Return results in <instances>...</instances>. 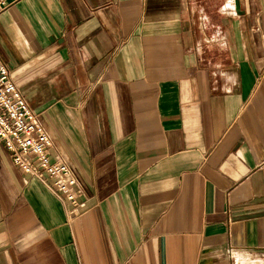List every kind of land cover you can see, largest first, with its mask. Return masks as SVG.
<instances>
[{"label":"crops","instance_id":"obj_1","mask_svg":"<svg viewBox=\"0 0 264 264\" xmlns=\"http://www.w3.org/2000/svg\"><path fill=\"white\" fill-rule=\"evenodd\" d=\"M0 58L85 204L0 143V264H264V0H19Z\"/></svg>","mask_w":264,"mask_h":264},{"label":"built area","instance_id":"obj_2","mask_svg":"<svg viewBox=\"0 0 264 264\" xmlns=\"http://www.w3.org/2000/svg\"><path fill=\"white\" fill-rule=\"evenodd\" d=\"M19 0H0V14ZM0 143L10 152L14 164L31 179L38 180L69 206L71 219L85 204L75 171L61 158L51 156L52 139L14 83L0 58ZM230 249V256L233 257Z\"/></svg>","mask_w":264,"mask_h":264}]
</instances>
